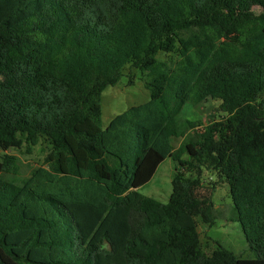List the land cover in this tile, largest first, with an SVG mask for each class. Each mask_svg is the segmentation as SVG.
Listing matches in <instances>:
<instances>
[{
  "label": "trees",
  "instance_id": "obj_1",
  "mask_svg": "<svg viewBox=\"0 0 264 264\" xmlns=\"http://www.w3.org/2000/svg\"><path fill=\"white\" fill-rule=\"evenodd\" d=\"M127 67L149 102L104 129ZM38 146L20 176L7 152ZM166 159L164 204L138 189ZM196 218L239 223L254 259L207 254ZM0 264H264V0H0Z\"/></svg>",
  "mask_w": 264,
  "mask_h": 264
},
{
  "label": "rangeland",
  "instance_id": "obj_2",
  "mask_svg": "<svg viewBox=\"0 0 264 264\" xmlns=\"http://www.w3.org/2000/svg\"><path fill=\"white\" fill-rule=\"evenodd\" d=\"M160 57L164 59L161 54ZM147 80L148 77L145 73L127 67L118 83L115 86L106 88L101 98V118L104 129L110 128V123L117 116L122 115L132 107L143 106L149 102V94L144 86ZM217 106V102L207 100L195 107L187 106L183 112L187 118L205 124L209 116L214 115ZM178 144L179 142L175 144V147H178ZM43 150L42 147L38 146L31 154H28L26 148L23 147L20 150H9L7 153L18 159L19 175L25 177L32 168L41 164L47 154V150ZM183 158H186V156L184 155ZM176 165L170 159L164 160L158 166L151 181L140 187L138 192L143 196L166 204L172 191L171 180ZM201 181L204 186L215 185L212 202L216 209L231 205L229 188L223 180H219L214 173L203 169ZM196 221L200 242L207 254L212 253L219 245L237 257L254 259L255 255L249 250L239 223L226 222L220 218L216 220L212 227H208L199 218H196Z\"/></svg>",
  "mask_w": 264,
  "mask_h": 264
}]
</instances>
